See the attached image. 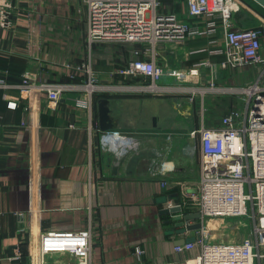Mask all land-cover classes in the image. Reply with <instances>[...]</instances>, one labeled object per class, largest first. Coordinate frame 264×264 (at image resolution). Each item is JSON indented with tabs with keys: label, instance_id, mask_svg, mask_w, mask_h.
<instances>
[{
	"label": "crops",
	"instance_id": "obj_1",
	"mask_svg": "<svg viewBox=\"0 0 264 264\" xmlns=\"http://www.w3.org/2000/svg\"><path fill=\"white\" fill-rule=\"evenodd\" d=\"M14 1L13 27L0 29V78L11 86L0 89V264H76L68 253L42 257L41 235L85 229L92 233V264L184 263L194 253L174 248L200 231H186L175 217L198 212L201 153L191 133L200 128L199 101L191 104L183 94L98 92L90 116L77 106L82 92H67L55 105L46 95L27 98L18 86L28 72L42 82L79 86L88 75L78 66L89 64L99 85L116 84L114 72L133 60L140 47L90 44L83 0ZM159 1L160 13L194 21L187 0ZM238 1L234 27L263 28L264 8L254 0ZM219 37L223 44V34ZM208 40L161 43L155 60L181 71L209 62L184 85L239 88L259 79L263 66L223 67L225 57L210 55ZM231 96L207 98L211 103L235 100ZM101 99L110 101L114 129L108 131L125 136L127 144L138 142L137 150L104 149ZM12 100L20 101L15 110L8 108ZM175 205L182 206L181 213L165 212Z\"/></svg>",
	"mask_w": 264,
	"mask_h": 264
},
{
	"label": "built area",
	"instance_id": "obj_2",
	"mask_svg": "<svg viewBox=\"0 0 264 264\" xmlns=\"http://www.w3.org/2000/svg\"><path fill=\"white\" fill-rule=\"evenodd\" d=\"M83 2L88 9V42L136 44L140 48L135 51V58L114 72L119 79L116 84L99 85L91 66L82 64L78 70L88 75L82 85L42 82L28 72L18 86L21 93L29 99L46 95L50 105H55L67 92H82L84 95L76 103L90 116L98 92L183 94L191 104L198 100L202 108L210 94L236 97L240 106L228 112L218 124L201 126L191 133L199 140L201 153L198 213L203 228L194 242L174 248L177 253L194 255L184 263L171 264H264V86L261 84L264 69L255 83L224 89L215 83L207 86L183 84L188 78L198 76L199 68L207 65V61L181 71L163 67L155 60V49L161 43L207 37L209 54L225 57L223 67H264V31L234 27L233 17L241 9L238 0H187L189 16L194 20L191 22L160 13L159 0ZM15 8L14 0H0V29L13 27ZM221 33L223 44L220 43ZM143 53L150 58H142ZM10 87L0 78V89ZM19 104V100L9 101L8 108L15 110ZM102 141L104 149L114 153H128L139 147L138 142L127 144L129 140L125 136L113 131H105ZM122 145L126 148L120 151ZM215 218H247L252 223L250 235L237 243L210 242L202 232L205 221ZM91 238L90 229L46 232L41 235L40 253L42 257L68 253L75 258L76 264H92ZM137 254L142 256L144 251L138 248Z\"/></svg>",
	"mask_w": 264,
	"mask_h": 264
},
{
	"label": "rangeland",
	"instance_id": "obj_3",
	"mask_svg": "<svg viewBox=\"0 0 264 264\" xmlns=\"http://www.w3.org/2000/svg\"><path fill=\"white\" fill-rule=\"evenodd\" d=\"M261 29L264 30V27ZM254 74L256 73L254 72ZM250 84L252 83H248V85ZM207 97L205 99L203 108L200 103L196 108L197 118H199V121H201L200 127L217 124L232 108H235L239 105V102L236 101V97L234 96L231 97H234L235 100H233V98H227L224 100L221 98H216L217 101H213L212 103ZM251 229L252 223L247 218H215L205 221V227L202 234L204 238L210 242L237 243L248 237L250 235Z\"/></svg>",
	"mask_w": 264,
	"mask_h": 264
},
{
	"label": "water",
	"instance_id": "obj_4",
	"mask_svg": "<svg viewBox=\"0 0 264 264\" xmlns=\"http://www.w3.org/2000/svg\"><path fill=\"white\" fill-rule=\"evenodd\" d=\"M256 3H258L260 6L264 8V0H254ZM99 105V116H100V126L103 131H108L109 129H114V125L111 119V108H110V101L108 99H101L98 101ZM111 121V123H109ZM182 206L175 205L172 207H168V209L165 210L166 213H181L182 212ZM177 220H180V225L183 226L186 231H201L203 228V223L201 221V215L200 213H193V214H181L175 217ZM190 220H195L197 222L186 225V222ZM195 238H191L187 242H194Z\"/></svg>",
	"mask_w": 264,
	"mask_h": 264
},
{
	"label": "trees",
	"instance_id": "obj_5",
	"mask_svg": "<svg viewBox=\"0 0 264 264\" xmlns=\"http://www.w3.org/2000/svg\"><path fill=\"white\" fill-rule=\"evenodd\" d=\"M232 109H233V108H232ZM232 109H231V110H232Z\"/></svg>",
	"mask_w": 264,
	"mask_h": 264
}]
</instances>
